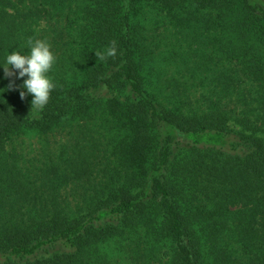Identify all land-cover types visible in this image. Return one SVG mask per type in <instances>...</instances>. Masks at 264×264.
I'll return each instance as SVG.
<instances>
[{
    "label": "trees",
    "instance_id": "trees-1",
    "mask_svg": "<svg viewBox=\"0 0 264 264\" xmlns=\"http://www.w3.org/2000/svg\"><path fill=\"white\" fill-rule=\"evenodd\" d=\"M29 38L56 87L0 67V264H264L262 3L0 0V65Z\"/></svg>",
    "mask_w": 264,
    "mask_h": 264
},
{
    "label": "clouds",
    "instance_id": "clouds-1",
    "mask_svg": "<svg viewBox=\"0 0 264 264\" xmlns=\"http://www.w3.org/2000/svg\"><path fill=\"white\" fill-rule=\"evenodd\" d=\"M27 54L12 51L4 57L5 77H17L23 80L20 86L21 99L32 96L31 110L41 111L48 104L51 92L56 87L51 73L57 61L52 45L47 39L29 38L26 42ZM114 48L108 55H114ZM27 77L26 79H24ZM12 88V85H9Z\"/></svg>",
    "mask_w": 264,
    "mask_h": 264
},
{
    "label": "rangeland",
    "instance_id": "rangeland-1",
    "mask_svg": "<svg viewBox=\"0 0 264 264\" xmlns=\"http://www.w3.org/2000/svg\"><path fill=\"white\" fill-rule=\"evenodd\" d=\"M254 1H257V2L262 3V5H263V7H264V0H254Z\"/></svg>",
    "mask_w": 264,
    "mask_h": 264
}]
</instances>
